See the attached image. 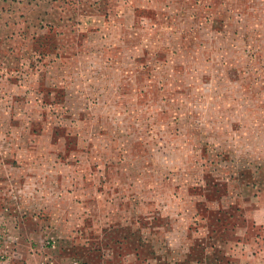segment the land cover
Segmentation results:
<instances>
[{
    "label": "rangeland",
    "instance_id": "1",
    "mask_svg": "<svg viewBox=\"0 0 264 264\" xmlns=\"http://www.w3.org/2000/svg\"><path fill=\"white\" fill-rule=\"evenodd\" d=\"M263 189L264 0H0V264L236 263Z\"/></svg>",
    "mask_w": 264,
    "mask_h": 264
},
{
    "label": "crops",
    "instance_id": "2",
    "mask_svg": "<svg viewBox=\"0 0 264 264\" xmlns=\"http://www.w3.org/2000/svg\"><path fill=\"white\" fill-rule=\"evenodd\" d=\"M249 203L246 217L251 225L244 227L238 242L228 249L227 254L237 259L228 264H264V189ZM253 225L257 226L256 231Z\"/></svg>",
    "mask_w": 264,
    "mask_h": 264
}]
</instances>
